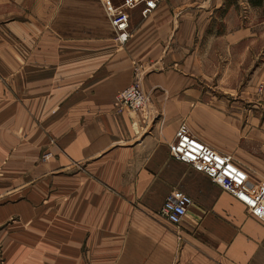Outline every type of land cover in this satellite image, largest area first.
Returning a JSON list of instances; mask_svg holds the SVG:
<instances>
[{"label": "crops", "instance_id": "0c3cea01", "mask_svg": "<svg viewBox=\"0 0 264 264\" xmlns=\"http://www.w3.org/2000/svg\"><path fill=\"white\" fill-rule=\"evenodd\" d=\"M129 1L0 0L4 264H264V222L172 155L183 123L224 153L264 131V5ZM136 80L145 107L121 108ZM174 189L193 199L179 225Z\"/></svg>", "mask_w": 264, "mask_h": 264}, {"label": "built area", "instance_id": "2783aa9c", "mask_svg": "<svg viewBox=\"0 0 264 264\" xmlns=\"http://www.w3.org/2000/svg\"><path fill=\"white\" fill-rule=\"evenodd\" d=\"M128 5L132 6L133 1L130 0ZM156 6L155 0H145L143 14H149ZM111 23L116 31L117 40L122 44L127 42L131 35L128 10L113 14ZM147 99L148 93L140 81L136 80L120 92L117 103L121 108L140 111L145 107ZM172 155L204 173L264 222V182L255 183L246 169L194 137L185 123L178 130L177 141L172 146ZM192 204L193 199L187 193L174 189L167 195L160 213L170 223L179 225ZM0 264H4L1 244Z\"/></svg>", "mask_w": 264, "mask_h": 264}, {"label": "rangeland", "instance_id": "374dc122", "mask_svg": "<svg viewBox=\"0 0 264 264\" xmlns=\"http://www.w3.org/2000/svg\"><path fill=\"white\" fill-rule=\"evenodd\" d=\"M12 9L13 8L10 9L8 6L7 13L12 11ZM262 87L258 89L260 95L264 91V88ZM261 97L264 99L263 95H261ZM261 124L264 125V122H261ZM256 129L259 130V132L261 131L260 127H257ZM250 133V129H247V138L241 139L240 144L236 143L233 146H226V153L218 152L226 155L244 169L249 170L253 177L256 176L259 179H263V181H260L264 182V131L257 134L256 137L250 136ZM232 141H235V139H232Z\"/></svg>", "mask_w": 264, "mask_h": 264}, {"label": "trees", "instance_id": "16d2710c", "mask_svg": "<svg viewBox=\"0 0 264 264\" xmlns=\"http://www.w3.org/2000/svg\"><path fill=\"white\" fill-rule=\"evenodd\" d=\"M257 3L264 4V0H257Z\"/></svg>", "mask_w": 264, "mask_h": 264}]
</instances>
